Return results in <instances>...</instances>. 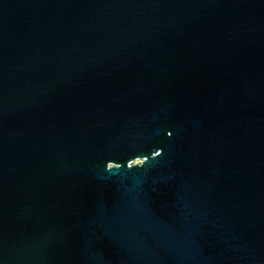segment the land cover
I'll list each match as a JSON object with an SVG mask.
<instances>
[{"label": "water", "instance_id": "1", "mask_svg": "<svg viewBox=\"0 0 264 264\" xmlns=\"http://www.w3.org/2000/svg\"><path fill=\"white\" fill-rule=\"evenodd\" d=\"M0 264H264V0H0Z\"/></svg>", "mask_w": 264, "mask_h": 264}]
</instances>
